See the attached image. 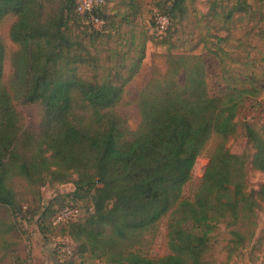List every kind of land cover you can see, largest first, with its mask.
Returning a JSON list of instances; mask_svg holds the SVG:
<instances>
[{
    "label": "trees",
    "instance_id": "1",
    "mask_svg": "<svg viewBox=\"0 0 264 264\" xmlns=\"http://www.w3.org/2000/svg\"><path fill=\"white\" fill-rule=\"evenodd\" d=\"M153 1V16L167 19L161 34L136 23L146 0H118L110 9L104 0L93 11L103 20L99 29L76 11L74 0H0V24L14 18L8 35L17 45L11 94L2 81L6 46L0 35V206L20 214L39 187L71 182L74 189L49 200L38 215L41 228L59 230L72 242L61 264L84 256L105 264H210L205 255L218 225L229 229V258L252 240L256 211L264 209V184L248 190L246 159L226 146L244 100L264 91V56L237 51L243 41L234 31L252 21L247 31L257 29L254 35L264 42V13L247 0H210L205 13L197 11L196 0ZM203 21L205 32L194 47L201 43L223 67L224 86L217 92L201 55L171 52L188 41L171 40L174 26L188 22L192 35ZM155 37L168 45L167 68L138 90L139 122L130 130L113 109L141 69L146 42ZM14 97L39 106L36 130L21 131ZM242 128L251 168L264 171V117ZM209 141L213 146L193 198H183ZM20 180L26 188L21 193L15 188ZM64 206L77 208L78 216L54 223ZM165 215L169 253L148 257L141 252L143 237ZM0 226L8 232L15 222L0 220Z\"/></svg>",
    "mask_w": 264,
    "mask_h": 264
},
{
    "label": "rangeland",
    "instance_id": "2",
    "mask_svg": "<svg viewBox=\"0 0 264 264\" xmlns=\"http://www.w3.org/2000/svg\"><path fill=\"white\" fill-rule=\"evenodd\" d=\"M227 1V0H226ZM252 4V7L260 9L264 13V2L262 0H247ZM118 0H108V9L116 6ZM145 11L138 15L136 23L139 26L147 29L150 33L161 34L159 25H161L162 17H154L155 9L153 7V0H146ZM210 0H196L194 6L198 12H207ZM113 11L110 10V14ZM14 20L13 17H6L0 24V35L6 46V56L3 64V84L7 87L11 94L9 80L12 74L11 55L17 49V45L9 38V27ZM158 20V21H157ZM154 21V23H153ZM155 24V25H153ZM204 24L201 22L194 28V33L188 35L191 31V24L183 22L182 25L174 26L171 40L175 38L186 39L188 41L184 45L177 43V48L172 49V53L178 54L181 52L199 54L202 56L208 74V83L213 92H217L224 86L222 79V66L218 63L211 53H209L201 43L194 47L199 32L204 33ZM252 21H247L238 29L234 31L235 38H240L243 41V46L239 48L242 54H245L243 48L250 50V56L257 59L264 56V42L258 41V36L254 35L257 29L249 32L248 27ZM264 26V21L261 22ZM126 28L121 27L120 31L124 32ZM212 32V29H211ZM155 34V35H156ZM218 34L223 35V32ZM117 36H114L116 38ZM160 38L155 37L152 41H147L145 46V56L142 60L140 71L125 85L121 100L114 106V111L122 116L130 130H135L139 122V115L136 105V96L138 90L143 87L151 78L153 73L162 75L167 68V43H160ZM237 41L233 40V44ZM257 45V47H253ZM194 47V48H193ZM227 49V46H226ZM115 57L110 60L112 64ZM86 74H91L88 67L84 68ZM257 76L260 74L259 68L255 70ZM101 73V69L98 70ZM178 79L182 80V74H178ZM261 84L264 85V78L259 76ZM13 104L19 113L21 131L36 130L39 121L40 108L37 104H26L20 99L14 97ZM264 91L256 99L246 98L239 114L236 117L238 124L237 132L230 136L226 142L228 149L236 154L244 155L246 159V185L248 190H255L260 184H264V171H257L250 166V156L252 153L251 145L248 143L244 135L242 124L244 122H260L264 117ZM213 142L209 141L202 153L196 158L195 163L191 169V177L189 181L183 186L182 197L192 199L196 186L199 183L204 172L205 166L208 162L210 150ZM73 178L75 176H72ZM17 191H26L25 182L20 180L15 184ZM74 185L71 182L46 183L39 187L35 192L33 202H25L28 208L17 215H12L4 207L0 206V220L7 223L9 220L15 222V228L6 232L4 226H0V264H61L66 259V250H71L72 242L63 237L59 230H49L41 228L39 222V212L42 206L46 205L49 200L57 198V196L64 195L71 192ZM28 196V198H30ZM62 197V196H61ZM65 202H70L68 197H62ZM78 202L77 205H81ZM264 205L262 204V207ZM166 222L167 215L163 216L158 222L156 229L151 234H146L143 237L141 245V252L148 257H160L169 253L166 246ZM229 229L225 224H219L214 233L210 250L206 253L205 259L210 264H264V209L259 208L256 211V226L254 228V236L252 240L243 248L233 252L227 258V245L229 244ZM75 264H105L99 260H90L88 257H75Z\"/></svg>",
    "mask_w": 264,
    "mask_h": 264
},
{
    "label": "built area",
    "instance_id": "3",
    "mask_svg": "<svg viewBox=\"0 0 264 264\" xmlns=\"http://www.w3.org/2000/svg\"><path fill=\"white\" fill-rule=\"evenodd\" d=\"M75 1V7L76 11L79 14H87L89 17V21L95 28H100L103 24V20L95 15L93 11L102 5L104 3V0H74ZM162 17V23L159 25L160 32H163V30L166 28L167 25V19L164 16H158ZM158 21V20H157ZM78 209L74 207L64 206L61 208L53 217V222H65L68 220H74L78 216ZM66 253L68 255L71 254L70 250H66Z\"/></svg>",
    "mask_w": 264,
    "mask_h": 264
}]
</instances>
